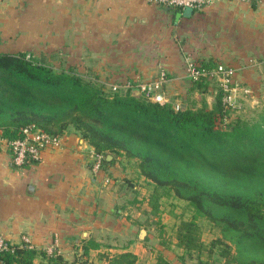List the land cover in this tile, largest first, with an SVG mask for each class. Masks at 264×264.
Segmentation results:
<instances>
[{
    "label": "crops",
    "instance_id": "0c3cea01",
    "mask_svg": "<svg viewBox=\"0 0 264 264\" xmlns=\"http://www.w3.org/2000/svg\"><path fill=\"white\" fill-rule=\"evenodd\" d=\"M40 47L48 59L107 84H138L164 72L171 97L213 100L210 84L204 92L192 88L186 61L222 62L234 68L238 96L264 98V0H217L201 10L153 0H0V52L39 55ZM92 149L69 130L59 146L18 166L0 135V235L9 242L27 237L36 248L53 245L70 264H79L81 257H70L77 251L86 264L131 251L140 264L146 243L138 238L140 218L128 216L124 202L127 164L117 156L96 170ZM161 243L155 248L171 262ZM41 261L37 255L33 264Z\"/></svg>",
    "mask_w": 264,
    "mask_h": 264
},
{
    "label": "trees",
    "instance_id": "16d2710c",
    "mask_svg": "<svg viewBox=\"0 0 264 264\" xmlns=\"http://www.w3.org/2000/svg\"><path fill=\"white\" fill-rule=\"evenodd\" d=\"M198 63L211 69L222 62ZM88 74L74 66H53L32 52H0V135L15 138L28 124L55 135L72 130L103 154L101 167L117 156L135 162L136 177L144 176L152 187L151 213L159 214L163 196L188 202L192 215L181 218L174 230L182 259L264 264V111L252 126H229L224 118L230 106L213 75L189 77L193 89L212 87L211 105L195 108L170 96L165 103L153 101L124 84L106 88L98 74ZM133 178L125 179L132 187ZM198 218L221 234L205 241ZM88 251L83 245V254ZM37 255L45 259L39 264H70L56 250L24 241L0 249V264H33ZM107 264H138L137 255L117 252ZM153 264L171 263L160 254Z\"/></svg>",
    "mask_w": 264,
    "mask_h": 264
},
{
    "label": "rangeland",
    "instance_id": "374dc122",
    "mask_svg": "<svg viewBox=\"0 0 264 264\" xmlns=\"http://www.w3.org/2000/svg\"><path fill=\"white\" fill-rule=\"evenodd\" d=\"M40 50L41 53L36 56L45 62H49L50 59L46 57L45 48L40 47L39 52ZM50 62L56 66L67 65L66 61H59L58 59L50 60ZM83 72L89 73L88 75L92 76V72H88L86 70ZM101 82L106 88L111 86V83L109 85L106 83V81ZM166 86L165 89L167 88ZM263 88L264 85H262V89ZM169 96L171 97V95ZM256 96L254 94L243 95V97L237 95L238 98L240 97L239 100L241 102V107L234 109L229 108V113L225 115L224 121L229 123V126H232L237 122H240V124L245 123L251 126L256 123L260 119V114L264 111L263 96H260V98H257ZM172 100L174 102L185 103L186 105L193 106L195 108L201 107L204 104L209 106L212 101L210 97H207V95L203 94H198L197 96H194L193 94L184 96L181 94H176L174 97H172ZM228 125L226 127H229ZM124 163L127 164L126 173L128 174L125 179L134 177L135 179L133 178L132 181L137 185V187H132L133 184L130 180L126 182L125 188L127 189V195L125 196L126 200L124 202L126 203V207L129 209L127 210L129 213L128 216L132 218H140L139 222L141 226L146 228V234L144 238L141 239V241L146 243L144 245L145 252L141 254L139 263L153 264L159 255V251L155 247H157V245L163 241L161 243L162 246H169L167 248V255L171 258V264H197L195 257L187 256L185 259L180 257V252L182 250L175 245L176 240L174 236L176 224L181 218H189L192 215V207L185 199L179 198L178 196L172 194L170 196H163L159 198L157 203L159 204L158 209L160 212L157 214V216L151 213L149 210L150 206L148 204L150 200V194L152 192L151 185L146 182L144 176L140 175L136 177L137 168L135 162H128L127 160H124ZM198 221L201 224L202 238L205 241L208 242L211 238H215L221 234L219 227L213 225L208 220L204 218H198ZM109 248L110 247H104V249H108L111 252L112 250ZM78 252L79 251H77V253ZM77 253L70 257L75 256L82 258V256ZM94 261L95 262H91V264H96V259Z\"/></svg>",
    "mask_w": 264,
    "mask_h": 264
},
{
    "label": "built area",
    "instance_id": "2783aa9c",
    "mask_svg": "<svg viewBox=\"0 0 264 264\" xmlns=\"http://www.w3.org/2000/svg\"><path fill=\"white\" fill-rule=\"evenodd\" d=\"M154 2L176 7L179 9L201 10L217 0H153ZM198 62L193 59L186 61V71L188 77L198 78L200 76H214L223 90V99L230 108L241 107V102L237 97L238 84L233 80L234 68L225 63H218L211 69L199 68ZM166 76L164 72L159 73L151 79L140 81L138 84L130 82L125 83V86L138 87L140 92H143L148 99L165 103L170 100L169 94L166 92L165 85ZM116 87L117 85H113ZM177 108L178 103L174 104ZM6 145L11 153V161L15 165H23L26 162L38 160L41 153L47 147L59 146L62 141V135L50 134L34 124H28L21 127V134L15 138H5ZM93 159L92 166L94 169H100L102 166L103 154L91 150ZM23 241L29 245L28 238L23 237ZM9 241L0 235V249L8 248ZM48 252L54 250V246L44 247Z\"/></svg>",
    "mask_w": 264,
    "mask_h": 264
},
{
    "label": "water",
    "instance_id": "95a60500",
    "mask_svg": "<svg viewBox=\"0 0 264 264\" xmlns=\"http://www.w3.org/2000/svg\"><path fill=\"white\" fill-rule=\"evenodd\" d=\"M134 90H135L136 92H139L138 87H136ZM107 156L110 157L111 154H108ZM145 234H146V228H145V227H141V228L139 229V232H138V238H139V239H143L144 236H145Z\"/></svg>",
    "mask_w": 264,
    "mask_h": 264
}]
</instances>
